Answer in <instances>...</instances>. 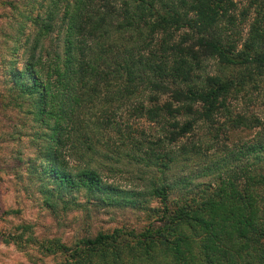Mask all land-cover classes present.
Here are the masks:
<instances>
[{
	"label": "rangeland",
	"instance_id": "rangeland-1",
	"mask_svg": "<svg viewBox=\"0 0 264 264\" xmlns=\"http://www.w3.org/2000/svg\"><path fill=\"white\" fill-rule=\"evenodd\" d=\"M66 2L0 0V264H67L84 238L115 228L142 232L151 222L156 226L162 224L163 206L149 184L151 175L157 172L126 155L136 148L131 143L127 148L126 139H140L142 128L149 136L156 133L145 119L126 114L136 103L147 100L138 98L140 90L130 105L124 99L108 101L103 93L94 99L92 88L87 91L85 96H93L78 108L86 113L76 114L83 116L85 124L73 131L69 150L65 152L75 179L58 173L47 158V152L54 150L51 139L56 121L47 122L35 115L32 99L23 95L22 85L35 79L30 56L45 24L50 30L39 33L43 37L40 51L64 53L69 22L64 17ZM235 3V22L225 20L217 30L223 38L238 40L240 46L252 24L261 19L259 7L264 0H235ZM120 39L126 45L133 42L127 35ZM245 71L243 67L222 65L209 57L203 58L193 77L198 80L209 74L237 77ZM230 103L235 113L249 120L257 117L261 124L234 128L224 118H218L214 124L197 123L180 142L172 145L173 158L166 182L171 210L187 203L201 209L203 204L206 212L217 213L218 225L231 223L233 239L239 233L244 236L237 244L249 248L246 253L249 256L251 231L246 229V222L253 218L258 223L264 217V190L258 187L260 176L264 175V76L253 74L247 78L243 90ZM116 108V127L108 128L103 117ZM127 120L134 127L132 133L126 131ZM102 123L107 130L102 129ZM89 169L105 176L102 189L80 179L83 177H79V171ZM248 194L249 204L253 198L256 200L253 211L249 204L236 202L239 198L247 200ZM236 205L244 208L236 209ZM211 206L214 207L209 209ZM183 231L189 245L183 255L159 247L153 260L130 255L122 264H199L204 252V240L200 238L204 235L196 237L188 227ZM58 242L72 249L44 247ZM122 243L135 245L126 238ZM254 252L257 257L259 252ZM250 264H257L256 259Z\"/></svg>",
	"mask_w": 264,
	"mask_h": 264
},
{
	"label": "trees",
	"instance_id": "trees-1",
	"mask_svg": "<svg viewBox=\"0 0 264 264\" xmlns=\"http://www.w3.org/2000/svg\"><path fill=\"white\" fill-rule=\"evenodd\" d=\"M235 8V0H67L64 17L69 22L63 54L40 51L43 37L39 33L48 31L50 26L45 24L41 28L30 56L35 79L22 86L23 95L32 99L35 115L47 122L56 121L51 139L54 150L47 152L54 170L75 179L65 152L69 150L73 131L85 124L80 114L86 112L78 108L93 96H85L91 88L94 99L103 93L108 101L124 99L126 105H130L140 90L138 98L147 100L136 103L126 114L145 119L156 129L155 135L149 136L142 128L140 139H126L125 144L127 148L129 143L136 146L126 152L131 160L143 162L157 172L151 175L149 184L163 206L162 224L156 226L151 222L142 232L115 228L84 238L81 248L70 254L71 263L67 264H122L130 255L150 261L159 247L183 255L189 248L184 227L192 229L196 237L204 235L200 238L204 240V252L199 264H250L255 259L257 264H264V217L258 223L253 218L246 222V229L251 231L248 244L252 249L247 256L249 248L237 244L244 236L239 233L233 239L231 223L221 222L219 226L217 213L206 212L203 204L201 209L187 203L171 210L166 182L173 158L172 145L180 142L197 123L214 124L218 118H224L234 128L261 124L257 117L249 120L235 113L230 101L243 90L247 78L253 74L264 76V3L259 7L261 19L252 24L240 46L238 40L223 38L217 30L225 20L235 22ZM124 35L133 42L124 44V39H120ZM209 57L246 71L237 77L209 74L201 80L195 79L194 71L203 58ZM117 113L118 108L101 116L103 122L108 121V128L116 127ZM125 128L132 133L134 127L127 120ZM102 129L107 130L103 123ZM78 175L91 187L102 189L103 173L97 175L89 169L79 171ZM258 183L264 190V175ZM248 195L247 200L239 198L236 202L249 204ZM255 201L253 198L249 204L252 211ZM241 208L244 207L236 205V209ZM232 216L237 218L234 213ZM176 233L178 236L173 238ZM123 238L135 245L123 244ZM44 247L72 249L62 242L47 243ZM254 251L259 252L257 257Z\"/></svg>",
	"mask_w": 264,
	"mask_h": 264
}]
</instances>
